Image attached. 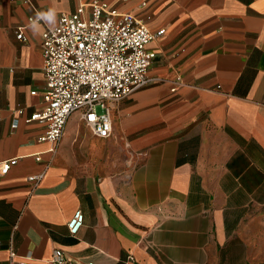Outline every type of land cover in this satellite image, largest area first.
I'll list each match as a JSON object with an SVG mask.
<instances>
[{
  "label": "crops",
  "instance_id": "0c3cea01",
  "mask_svg": "<svg viewBox=\"0 0 264 264\" xmlns=\"http://www.w3.org/2000/svg\"><path fill=\"white\" fill-rule=\"evenodd\" d=\"M92 1L0 0V163L17 158L0 168V264L55 248L74 264H264V0H96L165 30L147 45L156 80L112 105L109 137L74 113L41 140L43 33Z\"/></svg>",
  "mask_w": 264,
  "mask_h": 264
},
{
  "label": "built area",
  "instance_id": "2783aa9c",
  "mask_svg": "<svg viewBox=\"0 0 264 264\" xmlns=\"http://www.w3.org/2000/svg\"><path fill=\"white\" fill-rule=\"evenodd\" d=\"M86 5L62 14L58 24L43 33L44 104L31 120L44 123L41 140L55 144L62 139L74 113L95 135L109 137L113 130L112 105L156 80L149 75L156 54L147 45L165 30L153 32L132 14L118 12L106 2H90L89 13ZM35 20L30 17L31 22ZM17 36L27 40L21 29ZM16 163L17 158L2 161L1 172L7 173ZM83 222L84 213L78 209L68 222L71 233L76 234ZM11 260L13 264H36L30 257L16 260L14 253ZM46 264L74 263L62 248H55Z\"/></svg>",
  "mask_w": 264,
  "mask_h": 264
},
{
  "label": "clouds",
  "instance_id": "9594fccd",
  "mask_svg": "<svg viewBox=\"0 0 264 264\" xmlns=\"http://www.w3.org/2000/svg\"><path fill=\"white\" fill-rule=\"evenodd\" d=\"M40 15L45 16L48 20H52L54 18V14L51 12H49L47 14H40ZM33 27H35V22H33Z\"/></svg>",
  "mask_w": 264,
  "mask_h": 264
}]
</instances>
